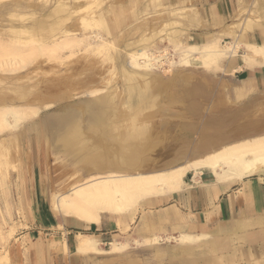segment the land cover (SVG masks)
Returning <instances> with one entry per match:
<instances>
[{
  "label": "bare ground",
  "instance_id": "bare-ground-1",
  "mask_svg": "<svg viewBox=\"0 0 264 264\" xmlns=\"http://www.w3.org/2000/svg\"><path fill=\"white\" fill-rule=\"evenodd\" d=\"M27 1L0 0V161H9L12 146L20 145V126L39 117L42 110L60 107V112L46 115L43 124L51 128L54 138H60L65 150H78L74 167L76 172L85 171L88 177H82L80 172L68 192L54 195L53 208L58 213L89 223L100 222L104 214L122 215L143 198L181 189L189 170L197 176L203 169H210L218 179L229 180L264 169L262 123L241 127L243 134L223 137L207 123L197 129L193 120L199 106L195 96L213 88L214 72L222 70L225 58L240 53L239 43L222 39L185 43L170 35L168 40L174 51H180L177 57L168 47L153 51L150 45L143 46L142 52H130L128 65L150 73H138L122 65L118 84L122 85L121 107L115 100L118 91L98 86L106 81L105 77L99 79V68L89 67L92 70L83 77H79L83 69L76 75L71 68L73 75L60 80L40 78V74L35 77L32 73H38L44 64L57 66L58 70L60 64L75 56L97 53L112 64L108 73H119L112 54L117 28H113L108 17L115 14L119 24H125V8L108 3L110 0L105 7L97 0H55V5ZM251 48L253 55L264 57V47ZM193 58L200 66L193 63ZM174 64L185 71L180 80L184 85L182 92L189 98L180 100L184 108V113L178 115L182 120L180 133L171 132L168 126L162 130L161 123L154 121L157 113L162 114L163 104H174L178 99L173 92L177 75L168 80L153 69L164 65L170 69ZM56 70L52 67L50 73L57 74ZM193 79L200 85L186 84ZM78 85L87 88L82 93L89 92L93 101L87 109L80 107L89 116L86 124L78 115L71 116L67 107L74 96L70 98L64 91ZM33 127L39 133L42 125L37 121ZM183 133L187 136L181 139ZM159 149L167 150V155L154 156ZM77 248L99 252L98 242L90 236L79 235Z\"/></svg>",
  "mask_w": 264,
  "mask_h": 264
},
{
  "label": "crops",
  "instance_id": "crops-1",
  "mask_svg": "<svg viewBox=\"0 0 264 264\" xmlns=\"http://www.w3.org/2000/svg\"><path fill=\"white\" fill-rule=\"evenodd\" d=\"M189 1H192L194 7H189L194 9L195 16L191 19L186 15L193 27L190 38L196 40L194 43L215 39L239 43L240 53L225 60L223 68L255 93L252 101L255 112L264 109L261 101L264 98V57L253 55L251 48L264 47V0ZM154 2L148 10L161 6L159 0ZM120 5L126 10L127 20L130 7ZM145 10L146 7L138 4L133 12L144 13ZM173 10L171 13H176ZM42 127L39 133L34 127L19 130L20 146L25 144L28 133L40 137L46 130ZM50 135L49 148H55L52 133ZM184 181L185 185L179 190L143 198L146 200L144 212L131 215L141 199L130 211L122 215L104 214L100 222L89 223L74 216L59 215L44 203L33 204L30 229L24 234L26 247L11 244L9 254L0 257L5 258L0 262L264 264V169L229 180L218 179L210 169H203L197 176L189 170ZM79 235L94 237L99 252L77 250ZM115 246H119L116 251Z\"/></svg>",
  "mask_w": 264,
  "mask_h": 264
},
{
  "label": "rangeland",
  "instance_id": "rangeland-1",
  "mask_svg": "<svg viewBox=\"0 0 264 264\" xmlns=\"http://www.w3.org/2000/svg\"><path fill=\"white\" fill-rule=\"evenodd\" d=\"M5 1L12 2L13 0ZM24 1L26 2V0ZM97 1L103 2L102 5L105 7L106 5L104 4H106L109 0ZM154 1L116 0L115 3V0H110V2H108H114V4L117 5H119L120 3L128 4L130 7L128 12L129 18L126 21V24H119V19L115 14H112L108 17V21L110 24H113V28H117L114 31L115 43L113 46L112 54L114 57L113 60H116V63L114 61L113 63L117 65L119 73L113 74L114 76L111 73H108L112 68V64L110 65L109 61H104L102 56L100 57L101 54L97 53L93 54V56L92 54H84L87 56L85 57L86 59L83 58L84 55L82 54V57H80L81 55L75 56L72 59L68 60L65 64H60L57 68L58 70H56L57 66L55 67L51 64V66L54 67L57 72V74L54 73V75L52 72L50 73V70L52 68L50 64L45 65L43 63V69H39L40 71L37 70L40 73L34 72L32 73V75L37 77L40 74L38 76L40 78L42 76V78H46L49 80H54L55 78L56 80H60L62 78H68L71 74L73 75V73H75L74 71H76V75H78V73H82L84 70L85 74L83 72L79 76L83 77L87 73H89L90 70H92L90 69L91 67H93V69L99 68L101 69V71H99L98 73V75H101L98 76L99 79L101 80L100 77H105L106 81L104 80L103 82H100L98 86H107L108 90L112 89L115 92L118 91L116 92V94L114 93L116 97L118 96L117 98H115V100L121 107H123L121 103L123 94H120L119 92L122 85H118L122 80V75L120 73L122 65H125V67L128 68L130 67L129 69L131 71H136L138 73H150V71H148L147 69L145 71L142 68H134L128 65V54L130 52H142L143 46L150 45L152 46L150 48L153 51H157V49L159 51L163 47H168L171 53H176L177 57L180 51H174L172 42L168 40V36L173 35L176 39H180L185 43H194L196 41L195 39L190 38L191 28L193 27H191L188 23V17H190L191 19L195 18L193 12L194 9H191L189 7H194L192 5V1L183 0L181 2H173L172 0H159L161 2V6L155 7L152 10H148L150 9V6H153V4L155 3ZM27 2L30 4L41 3L53 5L55 0H38V2L37 0H29ZM138 4L140 6L142 5L143 7H146L147 10H145L144 13H134V6H137ZM172 10L176 13H171ZM186 15H188V17ZM112 18H114V21ZM238 18H241V15ZM171 21H174L175 23ZM111 41H113V39H111ZM229 58L230 57L225 58L224 61ZM224 61L222 62V70L214 72L215 82L213 84V88L206 89L208 90V92L202 96H195V99L199 100V106L193 114L194 123L196 124V126H198L197 129L202 125V123H207L208 125L212 126L213 132L215 134L226 137L230 135L243 134L242 132L244 131L241 127H245V125L248 126L251 124L254 125L257 123H262L261 125L264 127V109H256V111H260L255 112V102H252L253 98L255 97V93H252L251 89H246L245 87H243V83H241V81L236 76L224 70ZM193 63L197 66H200V63L196 60V58H193ZM166 65H164L163 67L161 66L154 68V73L159 74L161 77L168 80L177 75V79L175 78V80H177L176 86L173 92L177 96L178 100L177 103L174 104H163V109L161 111L162 114L159 115V113H157V117L154 116V121L158 120V122L161 123L160 125L162 126V130H164L168 126L167 128H170L171 132L173 130V132L180 133L182 132L180 128L182 120L178 117V115H182L184 113V108H182L181 105L182 101L180 100H189L188 96H186L185 93L182 92V88L184 85L183 81L180 80V76L185 73V71L178 64L170 66V69H167ZM71 68L74 69L72 70L73 73L71 72ZM45 73L46 77H44ZM59 75H64L65 77H60ZM188 83L200 85L199 83H196L194 79L190 82H187L186 84ZM86 89V87L78 85L76 87L74 86V88L71 87L70 89L68 88L67 91H64L65 94H67L68 96L70 95V98L74 96L71 101H69L67 106L68 111L72 112L71 116L78 115L84 120V124L89 121V116L88 114H85L84 109L81 110L80 107L84 106V108L87 109L88 105L93 103L91 95L88 94L89 92L82 93ZM70 98L67 97V99ZM67 99L64 98L63 100ZM178 101L180 102L178 103ZM261 101L264 102V98ZM60 109V107L54 106L47 111L42 110L39 117L20 126L19 130L23 129L28 131L29 129L31 130L33 128V125L37 121H39L43 126L42 128H45L46 130L42 131L40 137L28 133L29 137L25 138V144H23V147H21L20 145L12 146L13 149L11 148L9 161L1 157L0 257L4 254H9L8 248L11 244L13 245L15 243H20L23 244L24 247H26L27 241L24 238V234L30 229L29 215L34 208L33 204L38 206L41 203H44L46 206H49L53 209L54 195L68 192L72 188L71 186H73L72 183L74 178H76L77 175H80V172L82 177H88L85 171L76 172V169L74 167V163L76 161L75 155L77 154L78 150H65L64 147H61L59 137H53L55 148H49V141L51 139L50 133H52V130L51 128L44 127L43 121L46 115H54L56 112H60ZM185 136H187V134L183 133V135H181V139ZM194 136L195 135H192L190 137L194 138ZM61 150L65 152H62ZM159 150L157 151L158 153L155 152V155H153L156 156L157 154V156L160 157H163V155H167V150ZM144 201L146 200H143L140 205L136 206V208L133 209L131 215L141 210L144 212ZM53 211L56 214H59L56 210L53 209Z\"/></svg>",
  "mask_w": 264,
  "mask_h": 264
}]
</instances>
